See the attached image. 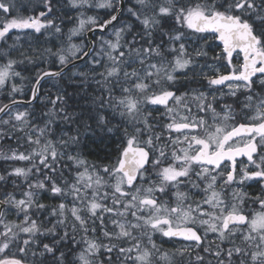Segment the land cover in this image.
<instances>
[{
  "label": "snow or ice",
  "instance_id": "snow-or-ice-1",
  "mask_svg": "<svg viewBox=\"0 0 264 264\" xmlns=\"http://www.w3.org/2000/svg\"><path fill=\"white\" fill-rule=\"evenodd\" d=\"M21 8L0 0V264H264V0ZM65 70L72 94L30 110ZM97 140L111 162L88 160Z\"/></svg>",
  "mask_w": 264,
  "mask_h": 264
},
{
  "label": "trees",
  "instance_id": "trees-1",
  "mask_svg": "<svg viewBox=\"0 0 264 264\" xmlns=\"http://www.w3.org/2000/svg\"><path fill=\"white\" fill-rule=\"evenodd\" d=\"M17 3H22L24 5H26V9H23V15L27 16V15H31V14H35L36 10H39V6H40V0H14ZM21 9V10H22ZM101 16L103 15V10H99ZM89 14H95V13H89ZM71 15L75 16L76 13L73 12L71 13ZM71 26V25H69ZM21 35V39L18 42V44L23 45L24 49L27 50L29 47V44L26 43V41L31 43L32 47H42L44 46V36L41 34H29L27 36L23 35V33H20ZM101 35H105V34H97L95 37L96 40V46H97V50H99V37ZM10 36H12V39H9L7 41L8 45H12L13 40L15 39V36L13 34L10 33ZM106 37V36H105ZM77 43H80V40L76 41ZM2 43V42H0ZM83 43L85 45L88 44L87 39L83 40ZM51 46V45H49ZM29 71H25L22 73V75L25 77L24 80H17L16 83L18 86L22 87L23 90L25 89V93L23 95L17 94L16 98L17 99H25V100H29L30 98V91L29 89L31 88L32 84L34 83L32 77L34 75L33 71L31 70L32 66L29 65ZM88 71V69L85 68L84 64H80L78 65V67L76 68H72V72H76V71ZM69 77H70V73L66 72L64 79L63 80H51L48 79L46 80L41 87V93L39 96L38 101L35 104H31L30 106V110H35L37 113H39L41 111V109H44V105L47 102V96L49 95V93L54 94L57 90L56 87H53V85L55 84L57 87H61L67 90L68 94H72L73 92V87L70 86L69 83ZM5 94L4 93H0V102H7V100L4 99ZM28 105H22L21 107H27ZM46 110V109H45ZM85 153H91L90 155L87 156L88 160L91 162H98V163H104V162H111L109 159H104V157H107L110 153H112L113 155L111 156V159H114V145L112 144L111 141H103L101 142L100 140H97L96 143H90L89 147L84 149ZM6 165L4 164V162L2 160H0V171L3 170V167H5ZM9 191H11V187L9 186ZM45 197H47V194H45ZM43 202L50 205V206H55L56 203H58L57 200L53 199V198H42ZM9 219L11 220H15L16 217L15 216H9ZM156 243L158 245H171L168 242L166 243V241H162L160 240L161 238H156ZM47 242V241H46ZM168 247V246H167Z\"/></svg>",
  "mask_w": 264,
  "mask_h": 264
},
{
  "label": "flooded vegetation",
  "instance_id": "flooded-vegetation-1",
  "mask_svg": "<svg viewBox=\"0 0 264 264\" xmlns=\"http://www.w3.org/2000/svg\"><path fill=\"white\" fill-rule=\"evenodd\" d=\"M240 159H244V158H240ZM252 184V187L248 188L247 191L249 192L250 195H254V194H258L260 192V185L256 184L255 182H250ZM251 207L256 208V210H259L257 206L252 205ZM156 238H161L160 240H164L166 241V243L168 242L171 245H181V243H185V242H181L179 240H168L167 238H163L159 235L156 236ZM155 239V237H154Z\"/></svg>",
  "mask_w": 264,
  "mask_h": 264
},
{
  "label": "water",
  "instance_id": "water-1",
  "mask_svg": "<svg viewBox=\"0 0 264 264\" xmlns=\"http://www.w3.org/2000/svg\"><path fill=\"white\" fill-rule=\"evenodd\" d=\"M97 34H102V33L97 32V33L95 34V37H96ZM86 36L95 39V37H93V34H92V33H86ZM87 42L89 43V40H88V39H87ZM217 42H218V44H219V41H217ZM76 63H77V65L83 64L82 61H76ZM70 67H71V66H70ZM66 72H67V70H65V73H66ZM46 80H48V79H46ZM46 80H45V81H46ZM45 81H41V84H43ZM40 93H41V88L39 89V92H38V99H39ZM29 99H30V98H29ZM38 99L32 101L31 104H35V103L38 101ZM18 100H20V101H22V102H25V103H22V105H27L26 102H27L28 100L21 99V98L18 99ZM22 105H21V106H22Z\"/></svg>",
  "mask_w": 264,
  "mask_h": 264
},
{
  "label": "rangeland",
  "instance_id": "rangeland-1",
  "mask_svg": "<svg viewBox=\"0 0 264 264\" xmlns=\"http://www.w3.org/2000/svg\"><path fill=\"white\" fill-rule=\"evenodd\" d=\"M14 2H16V1H14ZM22 9V8H21ZM21 9H19V12H20V14H23V9L21 10ZM31 15H34V14H31ZM29 33H30V30H29ZM85 36H86V33H85ZM105 38H108V36L106 35V37ZM216 45H218V42H216ZM216 45H214V46H216ZM99 49V48H98ZM217 51H219V48H217ZM234 63H235V60H234ZM80 71V70H79ZM222 71H225L224 69H222ZM77 72V71H76ZM20 87V86H19ZM20 88H22V87H20ZM22 90H23V88H22ZM25 93V89L23 90V94ZM163 249H165V250H174V246H176V247H178V246H180V245H160ZM168 246V247H167Z\"/></svg>",
  "mask_w": 264,
  "mask_h": 264
}]
</instances>
